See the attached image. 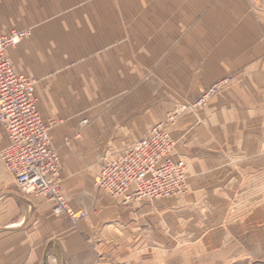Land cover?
<instances>
[{
    "label": "crops",
    "instance_id": "crops-1",
    "mask_svg": "<svg viewBox=\"0 0 264 264\" xmlns=\"http://www.w3.org/2000/svg\"><path fill=\"white\" fill-rule=\"evenodd\" d=\"M23 29L30 34L7 55L16 73L36 80L60 184L75 192L109 159L104 153L120 156L169 112L230 78L170 130L175 156L197 182L209 163L215 183L248 184V227L224 231L250 257L263 253L264 0H0V32ZM7 144L0 125V151ZM91 193V201H70L87 213L73 224L43 195L17 191L0 160V264H178L191 261L193 247L208 263V247L230 244L205 235L160 242L150 233L163 225L143 200L123 203L96 186Z\"/></svg>",
    "mask_w": 264,
    "mask_h": 264
},
{
    "label": "built area",
    "instance_id": "built-area-1",
    "mask_svg": "<svg viewBox=\"0 0 264 264\" xmlns=\"http://www.w3.org/2000/svg\"><path fill=\"white\" fill-rule=\"evenodd\" d=\"M25 34V30L0 32V125L8 136L0 160L22 192L44 195L54 214L75 224L87 213L73 209L60 190V157L49 138L50 125L37 110L35 80L16 73L7 56V49ZM227 81L214 83L195 105L203 104ZM175 146L166 123H158L118 158L102 161L95 186L123 203L179 196L188 188L187 165L175 156Z\"/></svg>",
    "mask_w": 264,
    "mask_h": 264
},
{
    "label": "rangeland",
    "instance_id": "rangeland-1",
    "mask_svg": "<svg viewBox=\"0 0 264 264\" xmlns=\"http://www.w3.org/2000/svg\"><path fill=\"white\" fill-rule=\"evenodd\" d=\"M23 30L26 31V34L24 36L25 38L27 35L30 34V30L29 29H23ZM224 79H228L227 83H225L222 87H220V89L214 95L206 99V101L203 104L195 105V103L199 99L198 98L194 103L180 105L181 107L180 106L177 107L178 109L175 108V110L169 112L166 115V118L160 123H166L167 131L170 133V135L173 138L174 136L172 134V131L170 130V126L175 123L176 116H178L181 111H185V110L194 111L198 109L200 110V108L207 105L209 100L216 97L225 88V86L228 85L230 78H224ZM64 143L67 145L70 144V139H66ZM53 147L55 146L53 145ZM114 155H112V153H104V156L109 157V159H115L119 157L118 155L117 156ZM100 163L98 161L96 164V168H95L96 172L94 171L92 181L87 183H82L80 185L83 190L80 192H75L73 190V185L68 183L65 184L63 188L62 186L63 184L62 185L60 184L61 182V176H60L59 187L61 192L64 193L63 195L65 196L68 204L73 199L79 201H91V199L93 198L91 192L95 191V186H94L95 177L98 174L97 171H98V167L100 166ZM188 163L190 164V161H188ZM210 163L212 164V162ZM209 167H211V165L209 163H206L204 167V171L206 173L204 175L205 180L203 181V183H199L197 182L199 178L191 174L190 168L188 171V165H187L188 188L185 193L179 196H174L169 198H158L154 200L143 199V203L148 204L150 210H152L151 211L152 216H150L149 218L153 220V223L154 222L161 223L163 226L166 225L164 227L163 226L160 227L159 230L161 231L159 232L155 231L154 233H150V234L151 235L154 234L155 236L159 237L160 242H163V240L166 241L170 238L174 239V237H176V240H180L184 238L194 240L201 238V235H205V240L210 243L212 242L214 245L217 244L220 245L222 244V241H225L226 245L230 243L228 244L227 247H219V246L208 247V257H207L208 263L201 262L200 254H198L201 251L200 248H196V247L190 248L193 254L191 261L185 263L183 259L184 257L183 258L178 257V264H206V263L207 264H264V251L263 253H258L256 256L250 257L248 255L249 249L247 247L245 248L240 247V249L238 247H235L234 241L232 240L233 232L225 233L224 231V229L225 230L228 229L230 231L234 230V233L238 235L239 224L248 227L247 225H249V219H250V216L248 214L250 207L249 206L250 200L248 199V184H238V183L224 184L222 182L217 184L214 182L217 176L213 171L208 172L210 170ZM226 171L230 172V174L232 175L234 172H236V169L232 165L228 169H226ZM7 173L9 172L7 171ZM228 176L226 177V179L227 180L230 179L231 181V177L229 174ZM212 179L214 180L212 181ZM192 181L196 182V184L191 186L189 182L192 183ZM16 189L17 191L26 194L22 192L17 185H16ZM197 194H199L201 198L199 197L196 198ZM26 195H42V194H26ZM253 219L255 218L253 217ZM201 230H204V233H201ZM147 239H152V237ZM236 245H238V243H236ZM223 254L225 255V257L223 256ZM180 259L181 261H179Z\"/></svg>",
    "mask_w": 264,
    "mask_h": 264
}]
</instances>
